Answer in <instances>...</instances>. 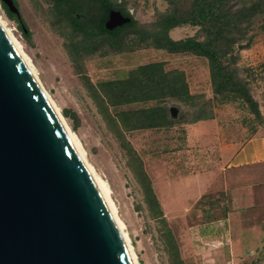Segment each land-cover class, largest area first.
Segmentation results:
<instances>
[{
  "label": "rangeland",
  "instance_id": "rangeland-1",
  "mask_svg": "<svg viewBox=\"0 0 264 264\" xmlns=\"http://www.w3.org/2000/svg\"><path fill=\"white\" fill-rule=\"evenodd\" d=\"M15 1L25 26H21L24 32L15 19L8 17L1 0L0 16L38 82L74 135L86 163L106 185L137 264L172 263L168 250L170 238L164 236L165 225L184 264H264V209L246 215L240 224L226 229L223 236L214 238V232H208L204 237L198 228L214 218V200L219 201L217 215L224 213L226 196L222 192L218 196L207 192L186 213H181L184 201L180 193L184 187L178 184L172 187L169 200L176 216H164L165 222H162L146 203L136 176L138 163L135 154L151 185L154 182L161 203L167 208L165 197L168 196L163 192L161 173L184 160L179 150L186 145V124L196 117L209 116L216 120L215 125L225 141L239 143L262 121L234 94L213 93L206 58L188 52L156 49L142 42L141 36L133 32L115 42L105 37L96 38L87 51L75 53L73 45L82 48L84 39L70 29L65 18L55 13L50 0ZM116 3L128 10L141 30L149 29L153 21L168 9L166 0H116ZM250 33L254 35L250 46L237 52L236 74L257 102L263 117L264 27L255 22ZM168 34L173 39L202 38L199 27L188 24L170 29ZM155 61H162L164 70L183 71L192 96L190 99L165 97L161 101L129 102L109 106L107 113L99 108L82 81V75H86L93 85L124 78L138 65ZM158 104L166 106L172 121L170 125L119 132L108 122L107 114L115 116L119 111ZM171 108L174 114L170 113ZM190 149L194 150V147ZM187 155L183 153V157ZM190 155L197 154L192 152Z\"/></svg>",
  "mask_w": 264,
  "mask_h": 264
},
{
  "label": "water",
  "instance_id": "water-1",
  "mask_svg": "<svg viewBox=\"0 0 264 264\" xmlns=\"http://www.w3.org/2000/svg\"><path fill=\"white\" fill-rule=\"evenodd\" d=\"M1 2L20 18L13 0ZM129 19L111 9L105 27ZM0 264H132L92 176L1 27Z\"/></svg>",
  "mask_w": 264,
  "mask_h": 264
},
{
  "label": "trees",
  "instance_id": "trees-1",
  "mask_svg": "<svg viewBox=\"0 0 264 264\" xmlns=\"http://www.w3.org/2000/svg\"><path fill=\"white\" fill-rule=\"evenodd\" d=\"M168 9L159 15L149 29L138 28L136 20L124 6L116 0H52L57 15L65 18L70 29L84 39L82 48L73 45V52L81 53L92 46L96 38H109L115 42L127 33H137L142 42H147L156 49L168 52H188L206 58L214 94H234L241 98L250 111L263 122L257 102L249 93L244 82L237 76L236 58L240 49L250 46L255 22L264 27V0H166ZM8 17L15 19L20 27L24 26L2 3ZM115 9L130 19L112 29L105 27L109 11ZM197 26L202 31V38L186 36L173 39L170 29L179 25ZM21 27L22 32L24 28ZM25 34V33H24ZM96 48V47H95ZM82 81L99 108L108 113L109 106H118L135 101L159 100L165 97L188 100L189 93L185 76L181 70H164L162 61L138 65L124 78L106 80L93 85L86 75ZM67 115V111H64ZM108 122L117 129L133 130L158 128L171 124L165 105L158 104L134 110L119 111L115 116L108 115ZM209 116L196 117L193 122L207 119ZM132 154L134 150H132ZM136 176L143 189L146 203L154 210V215L164 221L160 203L154 193L149 178L142 169L140 159ZM168 241L171 264H184L178 247L170 237V231L164 229Z\"/></svg>",
  "mask_w": 264,
  "mask_h": 264
},
{
  "label": "crops",
  "instance_id": "crops-1",
  "mask_svg": "<svg viewBox=\"0 0 264 264\" xmlns=\"http://www.w3.org/2000/svg\"><path fill=\"white\" fill-rule=\"evenodd\" d=\"M215 122L214 118H208L186 124V145L179 150L184 160L161 173L163 192L169 197H165L167 208L161 203L154 182L152 186L166 217L176 216L169 200L172 187L178 184L184 187L180 193L184 201L181 213H186L207 192L215 196L222 192L226 196L224 213L217 215L219 201L214 200V218L198 228L202 236L214 232L217 238L226 229L240 224L246 215L264 209V115L262 124L239 143L225 141ZM192 146L194 150L190 149ZM192 152L197 155L193 157ZM183 153L188 155L183 157Z\"/></svg>",
  "mask_w": 264,
  "mask_h": 264
},
{
  "label": "bare ground",
  "instance_id": "bare-ground-1",
  "mask_svg": "<svg viewBox=\"0 0 264 264\" xmlns=\"http://www.w3.org/2000/svg\"><path fill=\"white\" fill-rule=\"evenodd\" d=\"M0 27L2 28V30L4 31L5 35L7 36V38L9 39L10 43L12 44V46L14 47V49L16 50L18 56L21 58V60L24 62V64L26 65V67L28 68V70L30 71V73L32 74V76L34 77V79L37 81L38 85L41 87L42 91L44 92L46 98L48 99L52 109L54 110L56 116L58 117L61 125L63 126L74 150L76 151V153L78 154V156L80 157V159L82 160V162L84 163L86 169L88 170V172L90 173V175L92 176L107 208L108 211L110 212V215L118 229V232L124 242V245L129 253L130 259L132 261V264H137V260H136V256L135 253L133 252L131 245L129 243L128 240V236L127 234L124 232L125 230H123V224L122 222L117 218L116 214H115V210H114V206L113 203L111 202L110 198L108 197V190L106 188V185L104 184L103 181H101V179H98L92 172L93 170H91V168L89 167V165L86 163L84 157H83V152H81L82 150H80V146L79 144H77V141L74 137V135L72 134V132L69 130V128L67 127L61 113L59 112V110L54 106V104L51 102V100L48 98V95L46 94V92L43 90L42 86L40 85V83L38 82L36 75L33 71V69L31 68L28 60L26 59V57L24 56V54L22 53L17 41L14 39V37L12 36L10 30L5 26L4 21L2 20L1 16H0Z\"/></svg>",
  "mask_w": 264,
  "mask_h": 264
},
{
  "label": "flooded vegetation",
  "instance_id": "flooded-vegetation-1",
  "mask_svg": "<svg viewBox=\"0 0 264 264\" xmlns=\"http://www.w3.org/2000/svg\"><path fill=\"white\" fill-rule=\"evenodd\" d=\"M51 2H52V0H50ZM13 3L15 4V6L17 7V4H16V1L15 0H13Z\"/></svg>",
  "mask_w": 264,
  "mask_h": 264
}]
</instances>
